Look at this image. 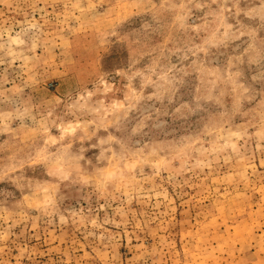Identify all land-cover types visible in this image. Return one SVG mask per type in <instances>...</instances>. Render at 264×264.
<instances>
[{
  "label": "rangeland",
  "instance_id": "obj_1",
  "mask_svg": "<svg viewBox=\"0 0 264 264\" xmlns=\"http://www.w3.org/2000/svg\"><path fill=\"white\" fill-rule=\"evenodd\" d=\"M0 264H264V0H0Z\"/></svg>",
  "mask_w": 264,
  "mask_h": 264
}]
</instances>
